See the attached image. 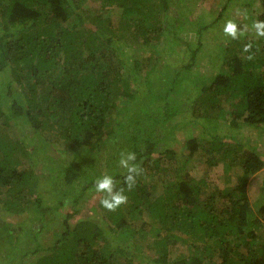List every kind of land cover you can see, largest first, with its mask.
I'll return each instance as SVG.
<instances>
[{
  "label": "trees",
  "instance_id": "1",
  "mask_svg": "<svg viewBox=\"0 0 264 264\" xmlns=\"http://www.w3.org/2000/svg\"><path fill=\"white\" fill-rule=\"evenodd\" d=\"M87 1L0 0V208L12 216L30 211L38 223L50 212L51 221L34 230L18 224L14 233L11 223L1 220L0 247L10 256L6 263L20 252L17 244L31 239L33 248L20 258L31 254L34 264H264V194L251 201L248 192L251 177L264 169L261 150L233 136L224 140L183 131L199 119L217 127L227 122L237 131L248 126L257 133L264 127V38L251 26L250 36H224L212 72L196 76L192 67L202 51V35L225 6L210 24L199 20L192 44L179 33L196 5L192 0H98L95 9ZM252 1L243 3L246 11ZM259 1L261 10L250 16L253 24L264 21V0ZM110 7L120 9L118 25ZM161 38L186 44L187 61L171 71L151 64L144 75L150 85L135 97L131 84L152 62V50L162 47H157ZM131 40L151 52L133 54L140 48L132 45L121 56ZM249 42L252 59L243 52ZM183 73L192 76L191 101H180L181 91H188L180 83ZM134 109L136 128L128 123ZM7 119L28 135L29 144L3 130ZM59 143L64 158L56 157ZM129 150L137 152L143 176L166 173L160 175L164 189L151 197L156 186L141 176L127 193L128 203L108 212L93 194L94 181L108 172L118 188L124 187L122 171L110 166ZM197 152L211 166L223 165L222 188L189 177L187 166ZM43 160L47 175L35 168ZM167 171L174 176L166 182ZM261 186L264 193V175ZM44 188L53 193L52 203L41 193ZM84 199L93 201L91 210L97 208L110 223L106 229L119 244L111 247L106 229L90 217L69 223ZM143 216L151 219L149 229L132 227ZM55 225L60 229L43 244L42 231ZM175 245L185 252L173 254Z\"/></svg>",
  "mask_w": 264,
  "mask_h": 264
},
{
  "label": "rangeland",
  "instance_id": "2",
  "mask_svg": "<svg viewBox=\"0 0 264 264\" xmlns=\"http://www.w3.org/2000/svg\"><path fill=\"white\" fill-rule=\"evenodd\" d=\"M192 2L196 3L195 7L192 9L193 11L189 14L191 15H187V25H185V28L183 29V31L179 32L181 37L184 38L185 40H187V42H191L193 44V42L196 39V33L194 31L195 27H199V20L202 21V25L203 23H207L210 24L212 21V18H216L219 15V12L221 11V8L223 6H225V10L222 13V16L220 17L218 22H212L213 25L211 26L210 30H207L203 33L202 38H201V42H202V51L198 53V58L196 59V63L195 65L192 67V70L195 72L194 75L196 74V76L201 75L203 73H207L210 74L212 72V67L213 65L216 63V56L220 55L221 53V41L222 38L225 36L223 33V27L225 25V23L230 20L233 21L235 23H237L240 26H244L247 31L245 32L246 35H249L247 33H249L250 29L249 26L253 25V21L250 18V16H253L254 14H257V12H259L261 10V3L259 0H253L251 5L248 8V11L245 10L244 7H246L245 2L246 0H235L233 4L231 3H227V1L225 0H192ZM87 6H92L93 9L95 8H99V1L98 0H88L87 2H84ZM244 3V4H243ZM251 11V13H249ZM190 12V11H189ZM249 13V14H248ZM109 14L113 20L114 25H118L119 22V15H120V9H118L117 7H110L109 10ZM211 21V22H210ZM210 22V23H209ZM245 36V35H243ZM250 36V35H249ZM242 37V36H241ZM169 38L171 39V37L169 36ZM170 39L167 40H163L162 38L159 39L158 41L160 42L158 46H161V48H159L158 50H152L153 52V59L152 62H148L146 69L144 70H140L139 72H137V76L134 78L133 83L131 84L132 86V90H137L135 93L137 95H135V97L138 96V94H140L141 92L144 91V84L145 86H149L150 83H148V81L146 79H144V75L146 73V70L148 69V67L154 63L155 68H157V70L159 68L164 67V65L168 66V69L174 70V69H178L180 67L181 64L185 63L187 61L186 58V44H176L175 42L170 41ZM154 42H156V40L152 41V45L154 44ZM176 44V45H175ZM132 45H137L140 49H137L136 52H133V54L137 53V54H141L144 53L145 50L146 51H150V49L145 46H141L140 42L139 43H135L133 40L130 41V43L128 44V47L126 50H124V55L122 54L121 56H126L129 51H132V49H130L129 47ZM180 45V46H179ZM152 48V47H151ZM143 50V51H142ZM243 55V54H242ZM244 56V55H243ZM131 57V54H130ZM129 58V57H127ZM142 60H145V56H143L142 54ZM127 64H130L129 62H126ZM169 64V65H168ZM155 73V71H151L149 73V76H153V74ZM158 74V73H156ZM182 80V81H181ZM181 80L180 83L185 85L188 87V91H181V99L180 101H191L193 95L195 94L193 87L191 86V84H193L192 81V76L188 73L185 74L183 73V75L181 76ZM181 86V85H180ZM179 94V95H180ZM177 95V96H179ZM186 98V100H185ZM173 104H176L173 102ZM172 104V105H173ZM131 106V104H130ZM161 107V104L159 106H157V108ZM136 109L130 112V119L128 120L129 125L134 126L136 124V121L134 122L131 116H133L135 114ZM132 113V114H131ZM162 115V114H161ZM127 116V114H126ZM163 117V115H162ZM164 117L166 118L167 115L164 112ZM163 119V118H162ZM213 121V120H212ZM193 122L195 123H191L188 124V126H185V129L183 130L184 132L187 131H192V133L194 135H202V137H205V134H207L206 136L208 138H211V136L213 135H219V136H223L224 140H227L228 138H230L231 136L236 137V139H238V141H240V143H242L245 147H251L254 146L257 149L261 150V154L264 156V127L259 131V132H255L253 128L251 127H244L243 129H240L239 131H237V129H230L227 125V122H224L225 124H223L222 120H219L220 124H223L224 127L222 126H214L213 123H205L204 121H202L201 119L197 120H193ZM218 122V121H217ZM14 123L10 122L9 119H7V127H4L3 130L6 131L8 134H10L12 137L15 136H21L23 138H25V140H27L26 136L28 137V135L26 134V136L22 135L21 131L19 133V128L17 127V125H13ZM10 125V126H8ZM227 127H226V126ZM173 127V126H172ZM136 128V127H135ZM29 130H26V133ZM208 132V133H207ZM180 133V132H179ZM23 134H25V130L23 131ZM209 134V136H208ZM37 139L34 138L32 139V141H36ZM26 144H29L28 140L26 142ZM57 146V152H58V158H64V156L66 155V151H65V146L62 143H59V145H55ZM202 152V151H201ZM201 152H197L195 153L194 156L191 157L190 163L187 166L188 169V175L189 177L195 178V179H207L208 181H210L211 183V187H216V188H222L224 186L223 184V176H221V171L223 169V165L222 164H218V165H214L211 166L210 163H208L207 157H205V155ZM103 158V154L100 155ZM38 158V157H37ZM96 158L91 159V161H95ZM98 160L100 161V159L98 158ZM106 163L108 162L109 158L107 156V158L105 159ZM104 160V161H105ZM207 160V161H206ZM25 161H23L24 163ZM89 162V160H88ZM115 165L113 167V165L111 164L110 169L111 170H120L122 171L119 166L117 161L115 160ZM90 163V162H89ZM47 164L46 161H40V163H38L35 168L38 172H43L42 174L47 175ZM100 165V163L98 164ZM102 168L105 169V165L102 164ZM20 167H26L24 166V164H22ZM163 167L167 170H170L169 167H167V164H163ZM104 172V171H103ZM168 172V171H167ZM162 174H166L165 172H162L161 170L152 173V175H148V176H143V179H145V181H150L151 183L155 184L156 188H154V190L151 192V197L157 196L159 195L164 188L163 185L164 183H162L161 179H160V175ZM264 175V169L260 172H258L256 175H254L253 177H251L250 180V184L248 186V192H249V197L252 200H255L257 198L260 197L261 193L260 191L262 186V178ZM173 176L174 173L173 172H168V177L164 180L169 181V180H173ZM44 184V183H43ZM45 185H47V183H45ZM45 190V191H44ZM44 190H41V193L44 195V198L47 202H49V198L48 196L51 197V201L50 203H52L54 197H53V193L51 192L50 188H44ZM95 196H98L97 193H93ZM92 203L93 201L89 200L87 201L86 199H84V201L82 200L79 203L80 206V210H79V214H77L75 217H73L72 219L69 220V223L74 225L77 221H79L81 218H85V217H90L92 221H96L100 224V226L104 229L107 228V224H110L109 222L106 223V221L101 219V213L99 210L96 211H92L91 207H92ZM69 206V204H68ZM70 209V208H69ZM67 208V210H69ZM30 212V211H27ZM24 213V215H16V216H12L11 214L2 212V209L0 208V223L1 220H3V222H9V227L12 231H14V233H19V228H18V224L22 225V226H29L31 227L33 230L35 229V227L39 226L42 228V225L48 224L49 226L51 221H49V215L50 212L46 213V216L42 219L41 223H38L37 220H35V215L34 214H28V213ZM34 212V211H31ZM144 218L138 221H135V223H132L133 226L132 227H136V228H144L146 231L149 229L150 225L149 222L151 221V219L148 216H143ZM142 224V227H141ZM47 226V225H46ZM59 230L60 228H58L56 225L53 227H51L50 229H45L42 231L41 235L42 236V242L43 244H48L49 241H51L52 238V231L53 230ZM105 235L109 240L110 246L114 247L116 243L119 244V241H117L116 239L114 240V236L115 235H111L107 229L105 231ZM30 238V237H28ZM116 241V243H115ZM3 244V242H2ZM34 241L31 239H27L26 241L20 242L19 244H17L16 246H18L20 252H16V255L11 258V260H9L8 263H6L7 258H9L10 256L6 253V251L4 249H2L0 247V264H34V259L32 257L31 254L27 255L26 257L23 256V259H21L20 255H22V252L28 249L33 248ZM139 246L141 247V249H143L144 247H146V244L144 242V239H142V241H138ZM4 247V246H2ZM133 247V246H132ZM174 250H173V254H178L180 252H185V250H181V248L177 247L176 245L174 246ZM40 253V252H39ZM151 253V252H149ZM38 255V254H37ZM23 261V263H20L18 261ZM26 261V262H25Z\"/></svg>",
  "mask_w": 264,
  "mask_h": 264
},
{
  "label": "clouds",
  "instance_id": "3",
  "mask_svg": "<svg viewBox=\"0 0 264 264\" xmlns=\"http://www.w3.org/2000/svg\"><path fill=\"white\" fill-rule=\"evenodd\" d=\"M257 38H264V21H257L251 26ZM247 29L233 21H227L223 33L227 38L238 40ZM252 43H247L243 52L248 53L247 59H252ZM118 166L122 170L124 187H117L118 181L108 172L101 173L94 181V191L99 196V204L108 212H114L128 203V192L133 191L138 179L143 176L144 168L138 161L136 151H121L118 156ZM127 190V191H126Z\"/></svg>",
  "mask_w": 264,
  "mask_h": 264
}]
</instances>
